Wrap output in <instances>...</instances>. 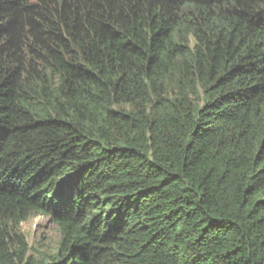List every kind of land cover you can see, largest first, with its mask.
<instances>
[{"label":"trees","instance_id":"obj_1","mask_svg":"<svg viewBox=\"0 0 264 264\" xmlns=\"http://www.w3.org/2000/svg\"><path fill=\"white\" fill-rule=\"evenodd\" d=\"M0 264H264V0H0Z\"/></svg>","mask_w":264,"mask_h":264},{"label":"rangeland","instance_id":"obj_2","mask_svg":"<svg viewBox=\"0 0 264 264\" xmlns=\"http://www.w3.org/2000/svg\"><path fill=\"white\" fill-rule=\"evenodd\" d=\"M16 231L26 242V255L40 261H47L54 253L60 236L57 225L49 217L33 213L17 223ZM8 242L16 248L15 236H10Z\"/></svg>","mask_w":264,"mask_h":264}]
</instances>
